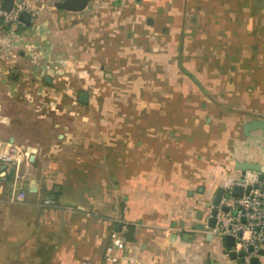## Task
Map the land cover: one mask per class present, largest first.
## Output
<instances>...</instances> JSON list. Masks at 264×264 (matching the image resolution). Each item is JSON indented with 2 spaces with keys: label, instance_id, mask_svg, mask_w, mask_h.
Returning a JSON list of instances; mask_svg holds the SVG:
<instances>
[{
  "label": "crops",
  "instance_id": "crops-1",
  "mask_svg": "<svg viewBox=\"0 0 264 264\" xmlns=\"http://www.w3.org/2000/svg\"><path fill=\"white\" fill-rule=\"evenodd\" d=\"M24 1L34 48L0 46V264H239L195 224L264 162L244 133L264 120V0Z\"/></svg>",
  "mask_w": 264,
  "mask_h": 264
},
{
  "label": "built area",
  "instance_id": "built-area-1",
  "mask_svg": "<svg viewBox=\"0 0 264 264\" xmlns=\"http://www.w3.org/2000/svg\"><path fill=\"white\" fill-rule=\"evenodd\" d=\"M0 0V30L6 26L20 27L24 25L20 15L22 11H28L31 16L37 14V10L29 5L26 1L15 2L10 11L3 9ZM2 141L0 140V162H8L15 157L8 150L1 149ZM4 171H0V183L4 180ZM258 183V186L255 184ZM234 185L243 187L241 195H235L231 192ZM248 186L250 190L247 191ZM227 194H224L220 200L219 211L216 215V224L210 229L211 233L218 237L230 235L236 238V245L231 249L245 248L248 250L245 254L243 264H253L252 257L259 259V264H264V180L259 179V174L253 178L245 177L241 180L231 182L226 187ZM25 197V192L21 191L16 199L21 200ZM46 205H55L56 200L46 198L43 201ZM225 207L227 209H225ZM128 243L127 234L121 231L113 233L112 244L106 250V257L116 262L117 257L113 254L114 249H123ZM253 250H249L250 247Z\"/></svg>",
  "mask_w": 264,
  "mask_h": 264
},
{
  "label": "water",
  "instance_id": "water-1",
  "mask_svg": "<svg viewBox=\"0 0 264 264\" xmlns=\"http://www.w3.org/2000/svg\"><path fill=\"white\" fill-rule=\"evenodd\" d=\"M20 2L21 0H2L1 1V5L3 7V9L10 11L15 2ZM89 0H63V1H59L56 3L57 7L60 8H66L72 11H82L84 9H90V7H88L89 5ZM31 13L28 11H22L20 18L21 20L26 23V25H30L31 24ZM88 96L89 93L86 91H81L79 94V101L86 103L88 101ZM262 130L263 131V139H264V120L263 119H254L251 120L247 123H245L244 125V133L246 135H248L250 133V131L252 130ZM237 167L239 169L242 170H253L259 173V179L261 181L264 180V162L260 163V162H252V161H245V162H238L237 163ZM258 183L255 184V186ZM251 186H248L247 191L250 190ZM226 187L224 186H219L215 192V196H214V200L212 202V206L214 207V209H212L210 216L206 219H203L202 216H200V222L195 224V227L197 230L201 231V232H209L211 228H213L216 224V215H217V210H218V206L220 204V200L221 197L223 195V193H226L227 195L229 193H227ZM231 192L235 195H241L243 192V187L239 186V185H234L232 187ZM210 206V205H209ZM225 209H227L225 207ZM203 220V221H202ZM208 239H210L211 237H213V234L210 232L207 234ZM222 238V243L224 245H226V249L229 251L228 252V257L231 260H237L239 262V264H243L244 260H245V254L248 250H246L244 247L240 248V249H236L233 248L231 249L233 246L236 245V238L230 235H226ZM249 250H253V247L251 246L249 248ZM260 253L263 254L264 250H260ZM252 263L253 264H259V259L257 257H252ZM216 264H219V262H216Z\"/></svg>",
  "mask_w": 264,
  "mask_h": 264
},
{
  "label": "rangeland",
  "instance_id": "rangeland-1",
  "mask_svg": "<svg viewBox=\"0 0 264 264\" xmlns=\"http://www.w3.org/2000/svg\"><path fill=\"white\" fill-rule=\"evenodd\" d=\"M47 2V10L49 8H51L53 4V0H46ZM59 11H62V9H59ZM47 13V12H45ZM8 27V26H6ZM4 30H0V46L3 50L4 53H9L11 50L12 51H20V48H22L24 46V44L28 41V43L24 46V48L26 49H31L34 48L33 42L25 39L28 38V34L25 33L24 31H22L19 27H11V28H6ZM31 29L30 26L27 27V31L29 33V30ZM26 41V42H25ZM206 243V242H205ZM209 244V242L207 243ZM212 244H216L217 246H221L222 245V238L215 236L213 241L210 242V245L212 246Z\"/></svg>",
  "mask_w": 264,
  "mask_h": 264
},
{
  "label": "flooded vegetation",
  "instance_id": "flooded-vegetation-1",
  "mask_svg": "<svg viewBox=\"0 0 264 264\" xmlns=\"http://www.w3.org/2000/svg\"><path fill=\"white\" fill-rule=\"evenodd\" d=\"M218 188V187H217ZM216 188V190H217ZM216 192V191H215ZM203 194H205V191L203 192ZM226 193H223V195ZM222 195V196H223ZM214 196L215 193L211 196V199H207L206 201H204V207L201 210V212L198 213V216H202L203 219H206V217L208 218L210 216V213L212 211V209H214V207L212 206V202L214 200ZM222 198V197H221ZM210 205V206H209ZM219 211V206H218V210L217 213ZM201 221V220H200ZM203 221V220H202Z\"/></svg>",
  "mask_w": 264,
  "mask_h": 264
},
{
  "label": "trees",
  "instance_id": "trees-1",
  "mask_svg": "<svg viewBox=\"0 0 264 264\" xmlns=\"http://www.w3.org/2000/svg\"><path fill=\"white\" fill-rule=\"evenodd\" d=\"M133 233H134V226L128 224L127 228H126V234H127V237H128L129 241L133 239Z\"/></svg>",
  "mask_w": 264,
  "mask_h": 264
}]
</instances>
